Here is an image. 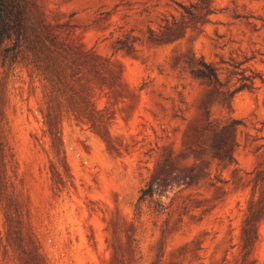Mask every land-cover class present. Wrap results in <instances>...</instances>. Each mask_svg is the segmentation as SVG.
<instances>
[{
    "label": "rangeland",
    "instance_id": "rangeland-1",
    "mask_svg": "<svg viewBox=\"0 0 264 264\" xmlns=\"http://www.w3.org/2000/svg\"><path fill=\"white\" fill-rule=\"evenodd\" d=\"M23 4L0 264H264V0Z\"/></svg>",
    "mask_w": 264,
    "mask_h": 264
},
{
    "label": "trees",
    "instance_id": "trees-1",
    "mask_svg": "<svg viewBox=\"0 0 264 264\" xmlns=\"http://www.w3.org/2000/svg\"><path fill=\"white\" fill-rule=\"evenodd\" d=\"M24 0H0V55L3 51L2 45L6 39H9L12 35H15L18 40L21 35V21H22V10L24 7ZM8 51V48L5 49ZM207 70L198 69L197 72L202 77L207 78L210 82L218 83L217 72L205 66ZM216 155L220 154L221 145L220 143L215 144ZM231 158V157H229ZM193 179L192 175H186L183 182L179 183H189ZM173 183L172 180H163L159 177L151 179L145 186L140 190L139 199L144 200L147 197H152L154 194L160 195L164 191V187ZM157 204L161 205L160 202Z\"/></svg>",
    "mask_w": 264,
    "mask_h": 264
}]
</instances>
